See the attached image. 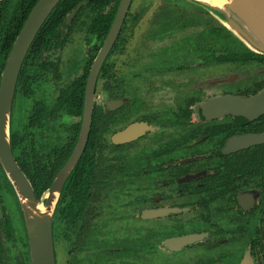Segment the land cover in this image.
Returning <instances> with one entry per match:
<instances>
[{"label":"flooded vegetation","instance_id":"af4514ba","mask_svg":"<svg viewBox=\"0 0 264 264\" xmlns=\"http://www.w3.org/2000/svg\"><path fill=\"white\" fill-rule=\"evenodd\" d=\"M133 1L117 35L125 40L114 48L116 38L96 75L89 131L73 168L81 163V192H74V184L69 187L73 192L64 195L62 191L72 170L53 207L54 263L239 264L247 255L252 264H264V144L240 147L236 143L264 131V114L248 121L228 113L206 117L202 109L210 99L230 95L246 98L264 88V55L256 54L258 58L240 63H218L215 41L211 34L206 38V30L215 28L217 21L208 12L191 8L184 10L189 18L199 21L198 26L187 25L179 31L178 24L154 36L150 30L159 28L155 24L158 12H172L160 9V0V7L146 10L142 16L148 13L145 42L136 43L130 52L128 46L137 26L128 18L147 0L131 9ZM113 6L110 2L101 13ZM70 21L65 24L64 18L66 27L58 26L55 38L35 56L28 54L30 44L15 84L16 89L20 77L22 90L18 94L14 89L11 102L12 111L15 99L22 101L23 116L17 127L12 126L11 111L9 119V131L23 138L37 108L35 131L39 139L48 137L51 150L72 141L64 162L79 134L88 72L106 36L99 43L98 34L92 30L87 34L84 24L68 28ZM72 40L77 45L75 52L81 55L79 61L71 56L76 46ZM181 40H186L181 45L188 49L178 57L177 67L155 71L149 58L148 66L139 68L148 72V88L144 100L137 102L125 89L127 77L118 73L116 64L129 65L131 59L129 64L121 60L128 59V54L144 61ZM105 64L113 81L111 89L104 88ZM223 65L230 69L217 72ZM80 80L78 114L60 105L59 92ZM110 101L115 103L108 104ZM46 105L53 107L48 122H44ZM135 124L146 129L126 142L112 141L115 134ZM50 160L55 167L53 152ZM17 205L0 201V264H29ZM7 233L12 235L11 243Z\"/></svg>","mask_w":264,"mask_h":264},{"label":"water","instance_id":"95a60500","mask_svg":"<svg viewBox=\"0 0 264 264\" xmlns=\"http://www.w3.org/2000/svg\"><path fill=\"white\" fill-rule=\"evenodd\" d=\"M2 1V0H0ZM60 0H37L15 36L0 73V168L17 199L23 218L29 264H55L51 237L52 211L60 190L76 165L86 143L90 126L93 88L98 70L117 38L131 0H119L108 32L99 48L87 75L79 134L69 157L58 170L49 187L37 200L32 187L17 166L9 145V119L11 102L22 60L36 33ZM203 8L230 31L251 52L264 55V0H229L223 7L200 0H188ZM77 9V7H76ZM76 9L65 17L67 24ZM115 103V102H107ZM206 117H219L224 113L251 121L264 114V88L252 96H222L208 100L202 105ZM146 128L131 125L113 136L114 143L133 139ZM240 147L264 144V131L237 140ZM38 206L43 211L37 209ZM239 264H252L244 255Z\"/></svg>","mask_w":264,"mask_h":264},{"label":"trees","instance_id":"16d2710c","mask_svg":"<svg viewBox=\"0 0 264 264\" xmlns=\"http://www.w3.org/2000/svg\"><path fill=\"white\" fill-rule=\"evenodd\" d=\"M37 0H2L0 1V71L4 65L6 56L10 50L11 44L17 35L19 29L21 28L23 22L25 21L28 13L35 4ZM163 5L160 9H172L175 13L169 11L168 13L158 12V18L163 22L158 23V25L168 24L171 20V26H176L179 24V31L184 30L187 25L195 26L199 25L198 20L194 18H189L188 13L184 8L195 9L196 11H205L200 6L190 2L188 0H160ZM110 2H114V6L102 14V9L107 6ZM118 0H60L55 8L47 16L44 23L41 25L37 34L35 35L28 54L35 56L40 47L48 44L50 40L54 39V33L58 26H65L63 20L65 16L72 10L76 9L72 20L68 24L69 27H75L76 25H86L87 34L91 33L96 37V40L100 43L104 36L106 35L112 18L114 16L115 6ZM154 0H147L146 5L140 7L139 11L129 15L128 20L131 24L137 25L140 18L146 13V10L156 8L153 6ZM177 4H181L178 6ZM181 7V8H180ZM172 18V19H171ZM168 22H166L165 20ZM171 19V20H170ZM152 22V21H151ZM150 22V23H151ZM170 24V23H169ZM66 27V26H65ZM161 28V27H159ZM89 29V31H88ZM206 30V38L208 39L209 34L215 41L216 48V61L218 63L232 62L240 63L245 61H251L259 56L247 49L243 43H241L230 31L224 28L218 21L216 26ZM210 32V33H209ZM125 39L122 37L117 38L114 44V48L122 45ZM109 65H104L105 71V81L104 88H112V79L108 77V72L106 67ZM86 71V68H85ZM86 74V73H85ZM20 76V75H19ZM20 77L16 85V93L20 94L21 88H19ZM82 80L76 83L67 84L66 87L61 89L59 92L60 105H65V110L70 112L78 113L80 112V106L82 101ZM26 92L24 91V94ZM35 107V105L33 106ZM53 107L46 105L45 116L48 114L47 118H44V122L51 120ZM39 115L38 109H34L30 115L27 126L29 128L28 135L21 138L16 133L9 131V145L11 153L14 160L22 171L28 182L30 183L34 196L38 200L41 193L44 192L50 185L55 171L63 164L66 156L68 155L72 141L65 144V146L57 145V147L52 148L48 137L39 139L36 135L35 125L38 123ZM50 116V117H49ZM47 127V126H46ZM54 153L55 167L51 162V153ZM74 171L77 173H74ZM83 175L81 169V163L73 170V173L69 176L65 183V188L62 190L64 195L73 192V188L69 187L74 184L75 193H79V186L82 184ZM72 187V186H71ZM0 201L6 203L12 202L16 205L17 199L14 192L11 190V186L7 181L4 173L0 168ZM18 206V205H17ZM7 240L11 243L12 235L7 233ZM9 260V256L7 257Z\"/></svg>","mask_w":264,"mask_h":264},{"label":"rangeland","instance_id":"374dc122","mask_svg":"<svg viewBox=\"0 0 264 264\" xmlns=\"http://www.w3.org/2000/svg\"><path fill=\"white\" fill-rule=\"evenodd\" d=\"M139 4H141V0H134L133 4L131 5V9H135L136 7H139ZM178 6H180L181 4H177ZM153 6H157L160 7V4L158 2V0H154V4ZM161 8V7H160ZM181 8V7H180ZM201 15V14H200ZM210 18H213V16L210 14ZM207 20H209V15L207 17ZM216 21H218L216 19ZM163 21L157 20L156 21V25L161 27V28H157L155 30H150L151 33L154 34H158V32L162 29L163 32L166 31H170L172 29L171 24H162V25H158V23H162ZM136 29H134L133 31V35L130 39L131 43L128 46L130 49V52H132V49L135 47V45H137L136 43H143L145 42V39H143L144 34L146 35V32H148V13L142 17L140 19V21L137 23L136 25ZM156 37H159L158 35H154ZM192 40V38L190 39ZM139 41V42H138ZM148 42V40H146ZM186 40H181L176 42V44H172L169 45V48H163L159 55L155 54V56H149L144 58V61H140L139 62V58L137 57H131L133 55L128 54L127 58H122L121 60L126 61V63L129 64V59H131V63L129 65H118L116 64L115 68L118 70V73H123V75L126 78L125 80V89L127 90L128 93L133 94V97L136 98L137 102L144 100V91L145 89L148 88V72H143L142 69H139L140 67H146L148 66V59L151 58L152 60V64L150 66V68L153 70H158L160 72H165L162 70H166V67H177L178 62H179V58L178 57H182V55L185 54V50L188 49L187 47H184L183 45H181L182 43H184ZM72 45L75 46L76 42H74V40H72ZM127 47V48H128ZM74 51H71V56H73L75 59V61H79L80 60V53L79 52H75V50L77 49V45L73 48ZM141 51V50H139ZM145 56V54L143 55V57ZM158 56V57H157ZM178 58V59H177ZM182 61V59L180 60ZM141 65V66H140ZM125 66H127V68H125ZM124 67L123 70H121ZM219 69H217V72L220 71H226V69H230V67L228 68V66H218ZM166 68V69H165ZM68 72V71H67ZM171 72H176L174 70H172ZM179 72V71H178ZM190 72H192L190 70ZM133 77V81L132 80ZM136 78V79H135ZM135 79V80H134ZM24 108L22 101L15 99L14 101V105L12 108V126L13 127H17V125L21 122V118L23 116V112L22 109Z\"/></svg>","mask_w":264,"mask_h":264},{"label":"bare ground","instance_id":"6f19581e","mask_svg":"<svg viewBox=\"0 0 264 264\" xmlns=\"http://www.w3.org/2000/svg\"><path fill=\"white\" fill-rule=\"evenodd\" d=\"M200 1L205 2V3H207V4H210V5L218 6V7L221 8V7H223L224 4H225L226 2H228L229 0H200ZM37 209H38L39 211H43V208H42L41 206H38Z\"/></svg>","mask_w":264,"mask_h":264}]
</instances>
